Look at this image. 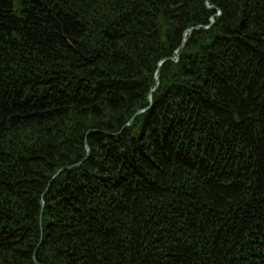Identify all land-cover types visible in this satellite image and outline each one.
<instances>
[{
  "label": "trees",
  "instance_id": "obj_1",
  "mask_svg": "<svg viewBox=\"0 0 264 264\" xmlns=\"http://www.w3.org/2000/svg\"><path fill=\"white\" fill-rule=\"evenodd\" d=\"M205 3L0 0V264H264V0Z\"/></svg>",
  "mask_w": 264,
  "mask_h": 264
},
{
  "label": "water",
  "instance_id": "obj_2",
  "mask_svg": "<svg viewBox=\"0 0 264 264\" xmlns=\"http://www.w3.org/2000/svg\"><path fill=\"white\" fill-rule=\"evenodd\" d=\"M205 5H206V8L207 9H209V10H213V11H216V15L215 16H219V15H221V11L219 10V9H217L216 7H214V6H209L208 5V3H207V0H206V3H205ZM214 24V21H213V19L211 18L210 19V25L209 26H198V27H196V28H191V29H187L184 33H183V37H182V45H183V43L185 42V40H186V35L187 34H190L193 30H195V29H198V28H201V29H204V30H207V29H209L212 25ZM182 45L179 47V49L178 50H180L181 48H182ZM167 60H171V61H173V62H177L178 61V54L176 53V55L174 56V57H172V58H165V59H163V60H161L159 63H158V65H157V70H156V75H155V86H154V88L150 91V93H149V95H148V102H149V105H151V95H152V93H154L156 90H157V88H158V86H159V73H160V71H159V67H160V65H161V63H163L164 61H167ZM150 107V106H149ZM145 110H147V108H145V109H143V110H139V111H137L133 116H132V118L129 120V122L126 124V126H129L131 123H132V121H133V119H134V117L136 116V115H138L139 113H141V112H144ZM86 145V144H85ZM87 146V145H86ZM88 149H87V153H88Z\"/></svg>",
  "mask_w": 264,
  "mask_h": 264
}]
</instances>
